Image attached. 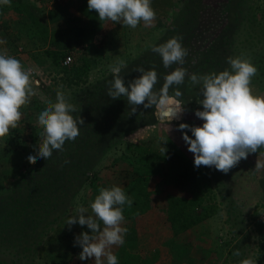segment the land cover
Instances as JSON below:
<instances>
[{"label": "rangeland", "instance_id": "obj_1", "mask_svg": "<svg viewBox=\"0 0 264 264\" xmlns=\"http://www.w3.org/2000/svg\"><path fill=\"white\" fill-rule=\"evenodd\" d=\"M24 1L44 9L51 26L58 23L57 19L61 21L62 18H68L78 24L87 21L75 9L76 6L71 0V4H64L65 6L62 5L65 3L63 1H53L52 9L55 10L47 8L48 2L52 0ZM13 8L15 9V7L9 8L2 14H8ZM16 14L19 16L18 10L14 15L17 16ZM21 16L20 14L19 18ZM9 17L11 15H7L4 25L9 24L7 21ZM186 22L188 26L190 25L187 31L192 32V35L189 34L187 41L188 55L183 67L189 74L203 75L230 69L227 58L240 56L241 53L251 56L252 63L258 68L257 73L262 70L264 0H177L167 19L155 20L157 26L154 29L152 27L142 29L139 25L135 29L128 26L129 31L133 29L130 33L120 31L122 34H103L96 31L93 43L100 45L102 49L95 55L97 65L89 74L87 83L82 82L80 85L66 88L59 72L43 65L35 67L36 75L32 76V80L36 95L25 107L28 109L22 116H26L22 117L17 127L20 131L18 137L27 147L24 151V154H27L25 161L21 162V169L25 170V174L24 177L14 180L11 186L0 185V264H42L37 257L39 246L36 241L41 238L42 231H48L53 225L50 223L48 225V220L56 214V209L68 207L73 201H75L73 208L79 207L77 203H80V196L85 191L81 190L75 198L71 197V191L68 197L65 196L67 185L70 182H78L74 173L79 170L81 161H87L89 158L86 152L74 158L69 155L70 141L65 142L63 151H53L52 157L47 160L38 159L35 164H30L27 160L29 155L35 154L38 150L35 146L42 143L38 134L43 128L38 124V115L43 110V103L47 105L49 100L55 102L56 92L63 91L68 101L77 109L73 115L80 116L84 120V124L80 126V135L83 132L82 128L89 123L85 120L84 114L90 106L94 107L97 101L107 107L111 105L109 109H112V113L117 112L115 108L120 112L131 111L133 106L127 103V97L112 99L103 89L85 87L103 78L109 71V65L117 60H123L128 65V60L143 56L146 57L145 62L154 63L151 64L153 66L151 70H155L154 65L162 61V58L151 50V46H158L177 36V29L174 26H181ZM242 48L246 52H243ZM210 49H212L211 53ZM68 54L73 58L77 55V51ZM204 54L205 57L209 56V59L206 64L202 62L199 64L198 61L204 58ZM145 67L147 70L148 66ZM176 67L178 65L173 64L170 68L155 70L158 81L162 82V78ZM196 67L198 68L194 69ZM39 74L43 75L42 79ZM260 79L264 78L260 75L253 77L252 84ZM176 87L173 86L168 91L169 104L174 106L179 102L184 105V111L177 118L170 120L160 108L153 106L152 109H145L143 105L137 106L135 112L137 117L149 115L151 110H154V116L152 119H146L144 126L126 136L125 141L129 144L143 143L160 155L164 153L168 155L171 150H175L194 163V155L188 151V145L183 140V132L178 129L181 123L190 126L203 124V121L195 116L197 109L203 110V106L199 104L203 99L200 94L201 86L192 85L186 77L184 84L178 86L183 93L179 98L174 95ZM155 89L157 90L158 86H155ZM33 100L37 102V108L31 106L34 105ZM108 119L111 121L110 117ZM184 131L189 136L192 135L187 129ZM119 153L117 151L114 155L118 156ZM257 159L264 160V147L257 153L249 154L246 160L242 159L227 174L216 170L214 166H201L203 176L206 178L205 182L210 186L204 203L211 204L218 210L186 232L177 234V243L190 242L186 244L190 245L187 252L179 255L178 247L167 244L163 257H155V261H159V264H241L243 260L251 259L255 264H264V218L261 217L264 215L262 201L264 169L253 171ZM109 160L111 159L104 160L102 165L107 167L106 169L101 167L103 170L99 172L100 177H103V173L107 171L114 173L117 169L128 167L124 161L119 162V160L112 164ZM65 161L69 162L65 163ZM111 177L104 176L101 182L105 184V181ZM166 195L167 193L163 195L164 198ZM28 198H31L29 203L31 202L32 207L25 209L22 214L19 211L28 206ZM34 209L37 212L32 215L31 211ZM237 250L240 255H233ZM43 264L55 263L43 261Z\"/></svg>", "mask_w": 264, "mask_h": 264}, {"label": "clouds", "instance_id": "obj_2", "mask_svg": "<svg viewBox=\"0 0 264 264\" xmlns=\"http://www.w3.org/2000/svg\"><path fill=\"white\" fill-rule=\"evenodd\" d=\"M87 4L89 11L95 10L98 14L99 21L122 22L123 26L133 29L141 22L145 27L154 26L156 20L151 0H87ZM0 5L11 6V0H0ZM181 41L182 37L174 36L158 46H151V50L162 58L166 69L173 64L178 65L164 76V83L158 91L155 89L159 82L157 72L142 66L134 69L141 75L126 86L121 75L126 63L117 60L109 65L113 79L108 81L107 95L112 99L127 97V103L133 106L132 113L140 105L145 109L155 106L172 120L184 111V105L177 102L169 106V89L177 86L174 95L179 98L183 93L178 86L184 84L186 77L192 85H200L203 99L199 104L203 110L197 109L195 116L203 124L190 126L181 123L178 130L183 132L188 151L194 155L196 168L214 166L227 174L242 159L246 160L249 154L257 153L264 147V95L254 94L252 87L258 68L252 63L251 56L241 53L240 56L227 58L230 69L203 75L189 74L183 67L188 50ZM6 44L7 41L0 38V46ZM32 72L31 68H25L20 60L10 55L6 47H0V138L8 136L10 129L19 126L23 115L21 109L30 104L36 95ZM76 111L75 105L60 90L56 92L55 102H47L38 115V124L43 128L38 134L42 143L35 146L38 149L35 154L27 157L30 164H35L38 159L51 158L53 151H63L66 141H74L79 136L84 120L73 115ZM185 129L192 135L189 136ZM261 169H264V160L257 159L253 171ZM125 205L131 208L133 200L123 187H101L90 203L91 215L87 214L89 208L79 206L76 215L67 219L69 226L78 223L80 226L87 225L91 230V234L81 232L75 238L74 245L82 248L80 260L94 258V264H118V257L112 249L125 243L128 232L123 226ZM233 255L239 256V250ZM241 264L255 262L245 259Z\"/></svg>", "mask_w": 264, "mask_h": 264}, {"label": "trees", "instance_id": "obj_3", "mask_svg": "<svg viewBox=\"0 0 264 264\" xmlns=\"http://www.w3.org/2000/svg\"><path fill=\"white\" fill-rule=\"evenodd\" d=\"M12 7L18 8V12L22 14L21 19L18 21L19 25L16 38H27L30 40L35 52L37 51L33 57L35 63L59 72L61 74V80L66 88L72 87L73 85H80L82 82L87 83L89 74L92 72L93 67L97 65L95 55L102 49L100 45L97 46L93 43V37L96 33V26L94 25L95 17L90 12H87L90 17L87 16V21L83 24H78L68 18H64L65 20L62 18L61 21L57 19L58 23L51 26L48 15L44 9L35 4L27 3L24 0H11V6L0 5V16L4 11ZM187 23L188 22L181 26H174L177 29V36L182 37L181 42L186 49L188 48L187 41H189V34L191 33L192 35V32L187 31L190 26H188ZM243 49L244 48H242V51ZM76 51L77 55H74L73 58L71 57L72 61L64 65L62 61L67 55H70L68 53L74 54ZM211 52L212 49H210V53ZM207 54H209V52H207ZM203 57L202 60L198 61L199 64H201V62L203 64L207 63L209 56L206 55L205 57L204 54ZM145 61L146 57L143 56L128 60L127 67L122 69L121 72V75H123L126 81L125 84L128 85L129 81L141 75V73L134 71L137 66H142L145 69V66H148L147 70H151L154 63H147ZM215 63L218 64L219 62ZM154 66L155 70L164 69L161 60ZM262 67L260 72L264 71V66ZM197 68L198 67L194 69ZM111 79H113L112 73L108 71L103 78L95 81V83L89 86L87 85L85 88L94 87L103 89L107 92L108 81ZM163 83L164 78H162V82H158L156 85L158 86L157 90L162 87ZM32 102L34 105L31 106L37 108V102H35V100ZM46 106L47 105L43 103V109ZM92 106H90L84 114L85 120L89 121L88 125L85 126V128H87H82L83 132H81V135L79 134L74 141H70L68 144L69 155H72L73 158L83 152L84 154L86 152L89 158L87 161H81L82 163L79 170L77 173H74V177L78 179V182H70L67 185L65 196L67 195L68 197L71 191V197L75 198L81 193V190H85L82 196H80V203H77L78 205L84 204L87 199V189L92 188V192H99V188L105 186V184L101 182L104 177L99 176L100 170H103L101 167L103 166L105 169L107 167V165H102L104 160L107 158L111 159L109 161H111L112 164L120 160L119 162L124 161L134 174L133 180L125 188V193L132 198L133 205L131 208L125 205L123 213H128L131 216L141 214L147 208L148 193L146 192V185L148 179L152 174H160L165 171L164 162L167 159V155L166 153L162 155L155 153L143 143H139L140 145L137 143L129 144L125 139L131 132L144 126L146 119H152L154 110H151L149 115L137 117V113H132V111L129 110L120 112L117 108H115L117 112L112 113V109H109L112 107L111 105L107 107L106 105H101L99 101L95 102L94 107ZM169 106L172 105L169 104ZM27 109L28 108L23 107L21 109L22 113L24 111L27 112ZM160 111L163 110L160 109ZM25 116L26 115L22 117L25 118ZM109 117L111 121H109ZM22 123L24 124V119ZM19 132L18 128L10 129L9 135L3 137V145L0 146L3 156L7 157L5 158L6 163H1L4 158L0 160V166L5 167L9 164L11 165L12 160H14L15 163L16 172L14 175L6 171L3 173L4 176H12L11 178H5V181H8V185L10 186L13 184L14 180L24 177L25 174V170L21 169V162L25 161V156L27 154H24V151L27 147L19 139ZM130 145H133V147H130ZM117 151L120 152L118 156L114 155ZM191 165V171L186 173L190 176V195L185 197L183 195L167 194L163 202L165 206L158 211L170 224L173 234H178L192 228L215 214L218 210L215 206L204 203L205 195H208L210 186L205 182L206 178L203 176L201 166L196 168L194 163ZM8 185L5 184V186ZM30 199L31 198H28V206L23 207V210L20 209V213L23 214L25 209L32 207L31 202L29 203ZM262 201L264 203V189ZM148 202H150V200ZM74 203L75 201L71 202V205L69 204L68 207L56 209V214L48 220V225L49 223L54 224L59 216L72 209L75 205ZM31 212L32 215H34L37 210L34 209ZM48 227L49 226H47V229ZM50 228L51 227H49V229ZM46 231H42V235H40L41 238L39 240L37 239L36 244L38 246L42 242ZM177 246L180 250L178 252L179 255L189 250L183 243L177 244ZM149 263L148 259H143V264Z\"/></svg>", "mask_w": 264, "mask_h": 264}, {"label": "crops", "instance_id": "obj_4", "mask_svg": "<svg viewBox=\"0 0 264 264\" xmlns=\"http://www.w3.org/2000/svg\"><path fill=\"white\" fill-rule=\"evenodd\" d=\"M53 1L56 0L48 2L47 8L52 9V3H54ZM60 1L65 2H62V5L71 4L70 0ZM71 1L75 4V9L79 12V14L81 13L85 19L87 16L90 17L87 12H90L95 17L94 25L96 26V31L106 34L121 33L122 31L124 33H130L133 30L132 29L129 31L127 28L128 26L123 27L122 22L117 24L112 21H99L98 14L95 12V10H88L87 0ZM176 1L177 0H151V6L156 12V20L167 19L175 7ZM16 10H18V8H13V10L8 12V14L5 13L0 16V38H3L7 41L6 45H2L0 47H6L9 54L20 60L25 68L32 67L36 70L35 67H37L39 64L35 63L33 57L37 51L35 52L33 45L27 38H16L19 25L18 21L22 17L21 16L19 18L20 12L19 16L18 14H16L17 16L14 15ZM7 15H11V17L7 19L9 24L4 25ZM14 21H16V23ZM139 25L142 29L145 28L143 22H141ZM156 26L157 25L154 23V26L150 27L154 29ZM259 75L264 78V71H259V73L256 74L258 77ZM39 76L40 79L43 78V75L39 74ZM262 80L264 81V79H260V81L257 83L252 84L254 94L264 95V82H262ZM252 82H254L253 79ZM3 140V138H0V146L3 145ZM3 158L4 160L1 163H6L5 158L7 157H4L3 152L0 150V160ZM192 163V160H190L188 157L183 156L175 150H171L167 155L166 161L164 162L165 171L160 174H152L149 177L146 185V192L148 193V201L150 200V202L147 201V208L141 214L134 216H131L127 213L131 217L123 213L125 217V224L123 226L127 227L128 229V232L124 238L125 243L122 246H114L112 249L114 254H116L118 257V264H143V259L145 258L149 260V264H159V261H155V257H163V251L167 250V244H172L178 247L177 244L180 243L176 242L177 234H173L170 224L165 219V217L163 218V215L159 214L158 211L165 206L163 203L165 199L163 195L165 193L183 195L185 197L190 195V176H188L186 173L191 171ZM4 171L10 172L13 175L15 174L16 168L14 160L11 161V165L9 164L5 167L0 166L1 186H5V184L8 185V181H5L6 177H12L10 175L4 176ZM133 175L134 174L129 169V167L117 169L114 173L113 171H107V173H103V177H112L105 181L104 187L116 185L123 187L125 190L127 185L133 180ZM92 191L93 189L89 188L85 203L78 205L89 208V212L87 213L89 215L92 214L90 203L93 202L96 195L99 194V192ZM77 208L78 207L76 206L74 208L72 207V209H70L68 212L59 216L51 228L46 232L42 242L37 248V257L42 264L43 261L55 264H94V258L83 261L80 260L79 253L82 251V248L78 245H74L75 238L81 232H89V234H91V230L88 229L87 225L80 226L77 223L75 225L69 226L66 224V221L70 216L76 215ZM102 227L103 225L101 223V228ZM187 243L189 244L190 242H184L183 245H186ZM186 248L189 249L190 245H186Z\"/></svg>", "mask_w": 264, "mask_h": 264}, {"label": "built area", "instance_id": "obj_5", "mask_svg": "<svg viewBox=\"0 0 264 264\" xmlns=\"http://www.w3.org/2000/svg\"><path fill=\"white\" fill-rule=\"evenodd\" d=\"M71 61V56L70 55H67L64 59H63V64L66 65V64H69ZM27 68H31L33 70L32 72V76H35L36 75V70L32 67H27ZM262 218H264V215L261 216Z\"/></svg>", "mask_w": 264, "mask_h": 264}]
</instances>
